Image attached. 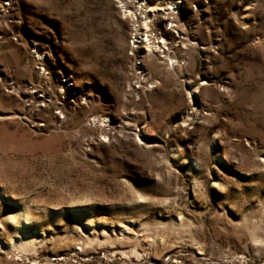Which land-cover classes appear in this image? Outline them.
<instances>
[{
    "label": "rangeland",
    "instance_id": "374dc122",
    "mask_svg": "<svg viewBox=\"0 0 264 264\" xmlns=\"http://www.w3.org/2000/svg\"><path fill=\"white\" fill-rule=\"evenodd\" d=\"M0 264H264V0H0Z\"/></svg>",
    "mask_w": 264,
    "mask_h": 264
},
{
    "label": "bare ground",
    "instance_id": "6f19581e",
    "mask_svg": "<svg viewBox=\"0 0 264 264\" xmlns=\"http://www.w3.org/2000/svg\"><path fill=\"white\" fill-rule=\"evenodd\" d=\"M168 9H170V8H163V10H166V11H171V10H168ZM172 9V8H171ZM135 11V10H134ZM135 14V13H134ZM144 14V13H143ZM159 38V37H158ZM149 41H150V39H149ZM150 45H151V43H150ZM149 44H148V47H151ZM152 52V51H151ZM169 57V56H168ZM45 97V96H44ZM51 97V96H50ZM33 98V97H32ZM46 98V97H45ZM27 99V98H26ZM31 99V98H30ZM30 99H29V101H30ZM34 100V99H33ZM49 100V99H48ZM38 102V101H37ZM39 102H42V103H45L46 105V108H48V109H51V108H53L54 106H56L55 104L57 103H55V102H50V100H49V103H46V100L45 99H43L42 101H39ZM34 103H35V101H34ZM59 107V106H58ZM33 111H36V109L32 106V108H31ZM31 110V111H32ZM100 119H102V118H100ZM94 120V119H93ZM95 120H97V119H95ZM99 120V119H98ZM99 122V121H98ZM100 122H103V120L102 121H100ZM101 124V123H100ZM105 124V123H104ZM108 137V135H105V137Z\"/></svg>",
    "mask_w": 264,
    "mask_h": 264
}]
</instances>
